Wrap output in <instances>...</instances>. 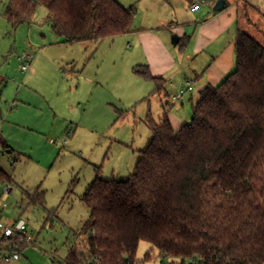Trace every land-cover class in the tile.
<instances>
[{"label":"rangeland","instance_id":"1","mask_svg":"<svg viewBox=\"0 0 264 264\" xmlns=\"http://www.w3.org/2000/svg\"><path fill=\"white\" fill-rule=\"evenodd\" d=\"M117 1L136 9L134 27L154 24L158 17L173 20L163 34L178 54L183 45L175 47L173 37L182 28L191 34L215 15L198 0ZM2 2L0 131L9 148L0 146V168L11 182L0 185V223L15 228L24 221L32 241L19 234L4 241L0 228V264H62L85 241L79 233L90 217L83 200L89 187L96 178L131 177L153 139L147 118L151 114L160 124L169 98L154 95V84L134 74L141 52L137 55L132 37L65 44L53 32L44 7L37 9L33 24L13 28L2 16ZM240 28L264 46V0H245ZM27 56H32L31 69L23 73L19 68ZM172 112L178 121L189 117L191 122V106H176ZM7 187L13 194L4 202ZM40 194L43 205L31 204ZM14 250L20 261L5 263ZM172 262L178 259L161 256L147 242L134 256L135 264Z\"/></svg>","mask_w":264,"mask_h":264},{"label":"trees","instance_id":"2","mask_svg":"<svg viewBox=\"0 0 264 264\" xmlns=\"http://www.w3.org/2000/svg\"><path fill=\"white\" fill-rule=\"evenodd\" d=\"M198 1L214 9L219 0ZM39 7L65 44L134 32L136 9L117 0H10L2 16L18 28L33 24ZM235 52V72L201 93L190 123L176 131L168 111L160 124L148 116L153 139L129 179L91 184L85 241L62 264H135L141 242L178 259L170 264H264V46L238 29ZM133 72L154 95L167 93L149 66ZM3 85L0 78V101ZM0 146L9 148L1 131ZM10 182L0 168V185ZM30 200L44 203L43 194Z\"/></svg>","mask_w":264,"mask_h":264},{"label":"crops","instance_id":"3","mask_svg":"<svg viewBox=\"0 0 264 264\" xmlns=\"http://www.w3.org/2000/svg\"><path fill=\"white\" fill-rule=\"evenodd\" d=\"M9 2L10 0H3V10ZM227 2L229 6L225 10L208 16L191 34L186 28L180 30V41L184 40L181 54L171 49L170 40L163 34L169 24L174 25V21L170 19L158 17L149 26L133 25L134 32L123 36L132 37L133 42H136L137 55L141 52L140 59L136 58L138 65L149 66L154 76L165 79V96L169 98L170 106L168 117L176 131L188 123L189 117L180 122L172 114L173 109L176 106L184 109L191 106L194 111L205 89L221 85L236 70V36L237 30L241 29L240 9H244L245 0ZM188 83L193 87L192 91L188 90Z\"/></svg>","mask_w":264,"mask_h":264},{"label":"built area","instance_id":"4","mask_svg":"<svg viewBox=\"0 0 264 264\" xmlns=\"http://www.w3.org/2000/svg\"><path fill=\"white\" fill-rule=\"evenodd\" d=\"M192 8H193L194 11L198 10V7L196 5H193ZM23 60H25V62L22 63V65L20 66L19 69L23 73H28L30 71V69H31L32 57L31 56H27V57H24ZM188 90L189 91L193 90V87L191 86L190 83H188ZM183 93L184 92L182 91L181 95H183ZM51 143H55V142L52 140ZM9 189H10L9 187H7L5 189V193H4V197H3L4 202L7 201L11 197V195L13 194L11 191H9ZM5 207H7V205H5ZM0 228L3 229L4 237H6V238H14V237L18 236V234H19V235L25 236L26 240L28 242L32 241L31 237L27 236V233H26L27 226H26V223L24 221H21L15 228L4 227V225L2 223H0ZM12 261H20V254L17 253L15 250H14V253H13L12 256L6 257L4 259L5 263H11Z\"/></svg>","mask_w":264,"mask_h":264},{"label":"water","instance_id":"5","mask_svg":"<svg viewBox=\"0 0 264 264\" xmlns=\"http://www.w3.org/2000/svg\"><path fill=\"white\" fill-rule=\"evenodd\" d=\"M228 6H229V4L226 0H219L217 2L216 6L214 7V12H222ZM179 41H180V38L178 36H174L172 43L175 47H177L179 44ZM189 264H193V263H189Z\"/></svg>","mask_w":264,"mask_h":264}]
</instances>
